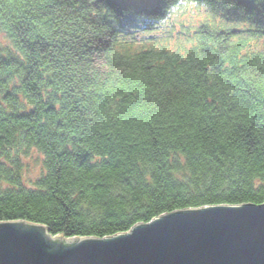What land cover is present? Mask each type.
Wrapping results in <instances>:
<instances>
[{
	"label": "trees",
	"instance_id": "trees-1",
	"mask_svg": "<svg viewBox=\"0 0 264 264\" xmlns=\"http://www.w3.org/2000/svg\"><path fill=\"white\" fill-rule=\"evenodd\" d=\"M0 33V221L107 237L264 202V0H0Z\"/></svg>",
	"mask_w": 264,
	"mask_h": 264
},
{
	"label": "water",
	"instance_id": "water-1",
	"mask_svg": "<svg viewBox=\"0 0 264 264\" xmlns=\"http://www.w3.org/2000/svg\"><path fill=\"white\" fill-rule=\"evenodd\" d=\"M0 221V264H264V202L173 210L107 237Z\"/></svg>",
	"mask_w": 264,
	"mask_h": 264
},
{
	"label": "rangeland",
	"instance_id": "rangeland-1",
	"mask_svg": "<svg viewBox=\"0 0 264 264\" xmlns=\"http://www.w3.org/2000/svg\"><path fill=\"white\" fill-rule=\"evenodd\" d=\"M8 48H10V50H13L10 41L6 37H3V33H0V51L2 52V54L4 51H7ZM22 163V179L24 183H27L29 180L37 177L41 171L40 153L35 149H30L27 156L22 158ZM64 239L66 240L67 238Z\"/></svg>",
	"mask_w": 264,
	"mask_h": 264
},
{
	"label": "bare ground",
	"instance_id": "bare-ground-1",
	"mask_svg": "<svg viewBox=\"0 0 264 264\" xmlns=\"http://www.w3.org/2000/svg\"><path fill=\"white\" fill-rule=\"evenodd\" d=\"M151 8H153L152 10H154V9L156 10V6H155L154 4L151 5ZM239 204H241V203H239ZM256 204H257V203H256ZM200 207H203V206H200ZM194 208H197V207H194ZM176 210H177V209H176ZM10 221H12V220H10ZM140 223H145V222H140ZM134 225H135V224H133L130 228H132ZM130 228H129V229H130ZM129 229H128V230H129ZM128 230H126V231H122V232L125 233V232H127ZM46 231H47V229H46ZM47 233H48V231H47ZM48 234H49V233H48ZM49 235H50V234H49ZM51 236H52V235H51ZM55 236H58V235H55ZM55 236H52V237H55ZM79 237H87V236H79ZM79 237H78V238H79Z\"/></svg>",
	"mask_w": 264,
	"mask_h": 264
}]
</instances>
